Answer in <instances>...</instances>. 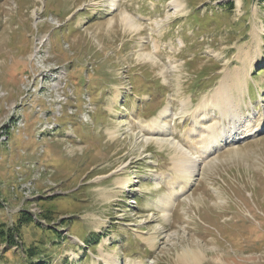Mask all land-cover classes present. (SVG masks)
<instances>
[{
	"label": "rangeland",
	"instance_id": "1",
	"mask_svg": "<svg viewBox=\"0 0 264 264\" xmlns=\"http://www.w3.org/2000/svg\"><path fill=\"white\" fill-rule=\"evenodd\" d=\"M0 232V264H264V0H0Z\"/></svg>",
	"mask_w": 264,
	"mask_h": 264
},
{
	"label": "bare ground",
	"instance_id": "2",
	"mask_svg": "<svg viewBox=\"0 0 264 264\" xmlns=\"http://www.w3.org/2000/svg\"><path fill=\"white\" fill-rule=\"evenodd\" d=\"M136 23V22H135ZM220 89V88H219ZM218 89V90H219ZM214 92H216V91H214ZM217 93H219L218 91L216 92V94H215V97L214 98H216V95H217ZM216 103V102H215ZM162 128H163V126H161ZM151 128V127H150ZM152 129V128H151ZM162 131H161V128H160V131H158L157 133H161ZM153 133H155V132H153ZM176 146V145H175ZM175 148V147H174ZM178 163V162H177ZM176 165V164H175ZM178 165H179V163H178ZM193 166V169L195 168V166H196V164L195 163H193V165H191V167ZM181 171H183V172H185V174L184 175H186V177L187 176H190V170L189 169H184V170H181ZM194 171V170H193ZM126 189V188H125ZM167 202H168V198H163L159 203H160V205L157 207V208H161V207H164L165 205H167ZM179 260H181L182 262H183V264L185 263V264H197L198 263V258H197V256H196V254L195 253H193V252H191V251H183L182 253H181V256L179 257ZM181 262V263H182ZM107 264V263H106Z\"/></svg>",
	"mask_w": 264,
	"mask_h": 264
},
{
	"label": "trees",
	"instance_id": "3",
	"mask_svg": "<svg viewBox=\"0 0 264 264\" xmlns=\"http://www.w3.org/2000/svg\"><path fill=\"white\" fill-rule=\"evenodd\" d=\"M26 221V222H28L29 220H30V218H28V217H26V215H21V217L17 220V224H16V226H20L21 225V222H23V221ZM16 228V227H15ZM0 235L1 236H3V233L2 232H0ZM6 240V242H9V244H12V239H11V235H8L6 238H5Z\"/></svg>",
	"mask_w": 264,
	"mask_h": 264
}]
</instances>
